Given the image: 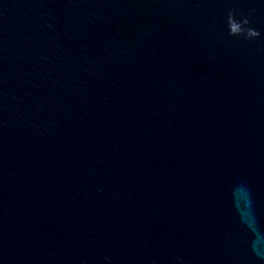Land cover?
Segmentation results:
<instances>
[{"label": "water", "instance_id": "1", "mask_svg": "<svg viewBox=\"0 0 264 264\" xmlns=\"http://www.w3.org/2000/svg\"><path fill=\"white\" fill-rule=\"evenodd\" d=\"M0 264H264V0H0Z\"/></svg>", "mask_w": 264, "mask_h": 264}]
</instances>
